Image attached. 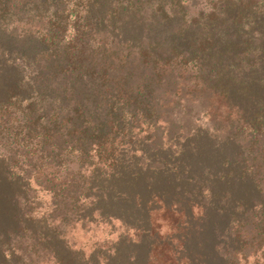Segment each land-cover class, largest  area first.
I'll use <instances>...</instances> for the list:
<instances>
[{
	"label": "trees",
	"instance_id": "1",
	"mask_svg": "<svg viewBox=\"0 0 264 264\" xmlns=\"http://www.w3.org/2000/svg\"><path fill=\"white\" fill-rule=\"evenodd\" d=\"M0 70V157L22 217L50 231L22 224L0 264H40L55 241L78 256L68 232L114 223L109 183L136 152L200 135L240 147L263 199L218 252L264 264V0H0Z\"/></svg>",
	"mask_w": 264,
	"mask_h": 264
},
{
	"label": "rangeland",
	"instance_id": "2",
	"mask_svg": "<svg viewBox=\"0 0 264 264\" xmlns=\"http://www.w3.org/2000/svg\"><path fill=\"white\" fill-rule=\"evenodd\" d=\"M1 73L0 70L3 89L6 78ZM178 144L179 149L152 151L144 147L134 154L123 170L127 177L109 183L117 207L111 216L114 223H79L72 228L67 234V246L81 257L59 243L57 248L65 264H227L218 245L233 215L238 213L237 206L247 209L263 199L246 166L238 161V145L219 143L206 135ZM23 190L10 179L0 157V259L8 251L2 245L22 224L39 228L45 236L50 234L47 223L22 217L16 199ZM22 236V241L13 242L15 247L20 246V253L31 245L29 234ZM55 245L56 241L52 254L42 253L40 264H55ZM112 245L114 249L107 258L98 253Z\"/></svg>",
	"mask_w": 264,
	"mask_h": 264
}]
</instances>
